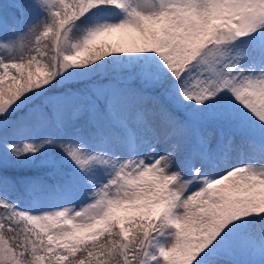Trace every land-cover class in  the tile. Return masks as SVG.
Returning <instances> with one entry per match:
<instances>
[{
	"label": "snow or ice",
	"instance_id": "obj_1",
	"mask_svg": "<svg viewBox=\"0 0 264 264\" xmlns=\"http://www.w3.org/2000/svg\"><path fill=\"white\" fill-rule=\"evenodd\" d=\"M12 7L0 264H264V0Z\"/></svg>",
	"mask_w": 264,
	"mask_h": 264
},
{
	"label": "rangeland",
	"instance_id": "obj_2",
	"mask_svg": "<svg viewBox=\"0 0 264 264\" xmlns=\"http://www.w3.org/2000/svg\"><path fill=\"white\" fill-rule=\"evenodd\" d=\"M15 0H0V15L8 21L9 24L13 22V18L17 16V12L12 7V4ZM83 197H78L75 201L76 204H79L82 201ZM53 203H58V201H53Z\"/></svg>",
	"mask_w": 264,
	"mask_h": 264
}]
</instances>
